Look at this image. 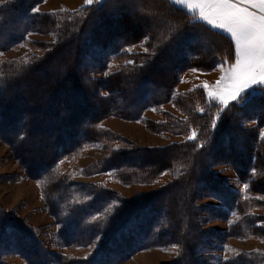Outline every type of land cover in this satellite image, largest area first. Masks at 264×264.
Instances as JSON below:
<instances>
[{"label":"trees","instance_id":"16d2710c","mask_svg":"<svg viewBox=\"0 0 264 264\" xmlns=\"http://www.w3.org/2000/svg\"><path fill=\"white\" fill-rule=\"evenodd\" d=\"M42 1L0 4V53L26 41L41 50L0 62V140L24 175L39 183L54 219L53 243L94 247L85 256L48 250L36 228L0 208V264H120L159 245L175 246L176 257L167 264H215L210 257L217 244L264 239V214L255 212L264 209V91L249 89L243 102L224 108L209 102L202 88L177 92L188 69L210 71L225 59L234 62L228 37L171 0H103L74 10L35 11ZM29 32L54 39L29 41ZM136 44L144 49L126 50ZM168 102L184 116L163 109ZM149 108L162 120L145 117ZM109 116L140 120L155 133L196 137L137 146L102 124ZM250 120L253 126L245 123ZM37 131L49 139L44 149L35 141ZM29 140L42 150L32 149L37 146ZM94 143L109 151L86 174L124 184L154 183L165 172L171 179L132 197L74 179L65 164ZM221 164L248 187L232 189L214 170ZM202 197L222 205L201 204ZM204 209L237 219L224 230L204 229ZM219 263L264 264V252L242 251Z\"/></svg>","mask_w":264,"mask_h":264},{"label":"rangeland","instance_id":"374dc122","mask_svg":"<svg viewBox=\"0 0 264 264\" xmlns=\"http://www.w3.org/2000/svg\"><path fill=\"white\" fill-rule=\"evenodd\" d=\"M5 1L7 0H0V4ZM102 1L103 0H99V2ZM171 1L176 4L174 0ZM95 2H97V0H93V3ZM85 5L90 4H86V0H43L35 8V11L51 12L60 9L74 10ZM179 6L187 10L186 6ZM27 39L29 41L53 40L54 35L51 33L29 32ZM143 49V44H136L129 46L126 50L132 52ZM34 53L40 54L41 50L32 47L27 41L21 42L14 45L9 50L0 53V62L11 58H27ZM219 65L220 63L210 71H202L192 68L183 72L180 75V83L177 86V92L182 93L195 88H202L207 95L209 91H214L216 81L219 80L223 74ZM115 67L116 66L113 65L112 69ZM205 84L208 85L207 88L204 87ZM250 90L253 92H262L264 91V88L253 86ZM213 102L219 104L222 108L226 107L217 101ZM162 108L171 111L180 117L184 116L172 102L164 104ZM144 115L153 120H162L161 115L154 108L147 109ZM245 123L249 126H253L255 121L250 120ZM102 124L133 141L137 146H162L172 142L183 141L193 135H174L168 132L155 133L150 131L140 120H127L118 116H109L104 119ZM261 135H264V126L261 128ZM108 151L109 149L105 148L103 143H94L89 146V148L84 151L74 163L65 164L64 169L76 180L93 183L99 182L106 185L108 188L119 191L125 197H132L147 191L155 190L171 179V175L165 172L154 183L124 184L106 174H86L88 167L92 163L101 159ZM214 170L218 176L226 178L232 189L242 191L245 188V184L238 180L235 171L229 165H215ZM199 202L201 204L215 206L222 205L220 201L212 197H202ZM0 208L6 213H9L13 218L22 220L25 224L36 228L39 231V238L44 240L48 250L61 251L76 256H85L89 254L94 247V245H91L87 247L69 246L60 248L53 243L55 242L54 219L47 210L39 183L24 175L22 165L13 156L8 145L1 140ZM255 212L264 214V209H256ZM202 215L205 218L204 229L224 230L229 223L237 219L233 214L227 219L219 218L205 209L202 212ZM217 245V249L212 251L213 256L210 257V260L212 262L214 260L215 264H220L219 260L231 259L242 251L264 252V239L253 237L229 238L225 242ZM175 257L176 249L174 245H159L139 251L120 264H167ZM12 261L21 263V260L18 258H13Z\"/></svg>","mask_w":264,"mask_h":264},{"label":"snow or ice","instance_id":"6c2138e0","mask_svg":"<svg viewBox=\"0 0 264 264\" xmlns=\"http://www.w3.org/2000/svg\"><path fill=\"white\" fill-rule=\"evenodd\" d=\"M174 2L186 6L194 19L225 34L234 48V62L228 64L225 59L219 65L223 74L216 81L215 90L207 93L209 102L217 101L224 106L230 101L241 103L253 86L264 88V0ZM92 3L93 0H86V4ZM204 87L207 88L208 85L205 84ZM200 111L203 112L204 109ZM212 126L215 128L216 120H213ZM195 137L194 132L190 138ZM244 187L247 188L248 185L245 184Z\"/></svg>","mask_w":264,"mask_h":264},{"label":"bare ground","instance_id":"6f19581e","mask_svg":"<svg viewBox=\"0 0 264 264\" xmlns=\"http://www.w3.org/2000/svg\"><path fill=\"white\" fill-rule=\"evenodd\" d=\"M69 79H70V78H69ZM65 81H66V80H65ZM67 81H68V80H67ZM55 98H56V97H55ZM57 98H58V96H57ZM52 101H53V100H52ZM36 106H37V105H36ZM36 106L34 107L33 110H36V109H35ZM39 106H41V104H39ZM39 106H37V107H39ZM33 110H32V112H33ZM38 110H39V109H38ZM33 113H36V111L33 112ZM37 113H38V112H37ZM38 114H40V113H38ZM29 131H31V130H29ZM37 132H38V131H37ZM37 132H36V135H35V138H36L35 141H38V142L40 143V146H41L42 143H45L46 140L48 141L49 139H46V134H45V133L43 134V132H38V133H37ZM27 133H28V132H27ZM30 133H31V132H30ZM30 133H29L28 136H30ZM32 135H33V134H31V136H32ZM31 136H30V137H31ZM47 136H48V134H47ZM30 137H29V139H31ZM33 137H34V136H33ZM48 137H49V136H48ZM48 137H47V138H48ZM50 137H51V135H50ZM27 140H28V138H27ZM27 142H30V140L27 141ZM27 142H26V143H27ZM33 142H34V141H33ZM33 142H32V143H33ZM38 142H37V143H38ZM30 143H31V142H30ZM32 143H31V144H32ZM35 143H36V142H34V145H36V146L38 147V144H35ZM31 144H29L30 147H31V146H34V145H31ZM46 144H47V142H46ZM36 146H35V147H36ZM37 147H36V148L31 147V148H32V149H39V147H38V148H37ZM41 147H42V146H41ZM41 147H40V148H41ZM43 147H45V146H43ZM43 147H42V148H43ZM42 148L39 149V151L42 150ZM46 148H47V147H46ZM32 149H31V150H32ZM43 149H44V148H43ZM29 150H30V149H29ZM33 151H35V150H32V153H33ZM39 151H38V152H39ZM28 152H29V151H28ZM30 152H31V151H30Z\"/></svg>","mask_w":264,"mask_h":264}]
</instances>
